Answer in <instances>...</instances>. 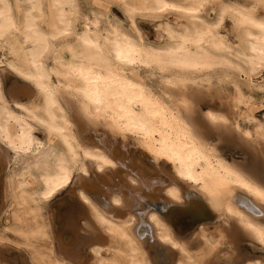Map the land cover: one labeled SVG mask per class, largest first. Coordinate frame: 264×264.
I'll return each instance as SVG.
<instances>
[{
	"label": "bare ground",
	"instance_id": "bare-ground-1",
	"mask_svg": "<svg viewBox=\"0 0 264 264\" xmlns=\"http://www.w3.org/2000/svg\"><path fill=\"white\" fill-rule=\"evenodd\" d=\"M119 1L133 24L136 15L158 18L164 44H147L100 10L84 14L80 0H0V255L16 254V264H153L149 237L176 250L172 264H207L219 252L228 261L247 245L264 252V182L220 151L253 136L205 109L215 98L195 88L227 82L238 116L256 123L264 15L255 9L264 0ZM162 2L185 11L160 12ZM226 19L237 44L222 33ZM142 72L159 76L163 95ZM12 77L22 85L8 89ZM206 222L224 231L215 236ZM192 233L190 244L179 240Z\"/></svg>",
	"mask_w": 264,
	"mask_h": 264
},
{
	"label": "rangeland",
	"instance_id": "rangeland-1",
	"mask_svg": "<svg viewBox=\"0 0 264 264\" xmlns=\"http://www.w3.org/2000/svg\"><path fill=\"white\" fill-rule=\"evenodd\" d=\"M236 1L246 6H251V4L253 3V0H236ZM93 2H98L101 8H98ZM80 5H81V8L84 14H90L91 10H100L101 12L105 13L112 22L117 23L118 25L122 26L129 34L133 35L134 37H135V29H138L141 35L143 36L144 41L147 44L157 46V45H162L165 42L164 35L160 31L158 32L157 30V26L159 23L158 18H155L153 16L144 15V14L136 15L134 19V24H133L129 16L125 13V9L119 0H80ZM255 12L258 13L259 15H264V11L261 7L256 8ZM203 15H205L206 18H211L214 16L213 13L209 10H207V12H205ZM176 18L177 17L174 15L168 16V20L172 24L176 23L177 21ZM222 33L226 35V37L232 43L237 44V32L235 31V28L233 26L231 19H226ZM10 55L11 57H13L12 54ZM141 75L142 77H144V79L146 80L147 84L150 86L152 91H154L159 96L163 95V92L165 91V87L161 83L158 75L150 77L149 73H144V72H142ZM263 77H264V74L262 78L259 80V82L264 81ZM15 78L16 77H12V79L8 80V86H7L8 89L12 83H15L16 81ZM20 84L21 83L19 81L18 82L16 81V85L19 86ZM195 88H198L204 91L207 94V96L215 98L214 101H211L210 106L205 109H213L215 111H218L226 115L232 121H239V124L242 127V129L247 130L252 134L253 138L248 141L242 142L240 140L237 141L233 139H230L231 141L227 140L229 142H226V143L229 145L232 143V145L229 146L226 144L227 145L226 146L224 145L225 143L221 144L220 151L229 161H233L235 164L243 167L245 170L254 173L256 177H258L261 181L264 182V161L262 160V158L260 160L262 153H264V142L260 140L259 138H256L255 136L257 124H260L264 127V95L262 93H257V95H255V102L251 108V113L253 117L255 118L256 123H252L248 120H243L242 118L238 116L237 110L233 107V104L231 103L232 97L234 95V89L227 82L223 81L222 83H219L217 80H214L209 90L202 88V87H196V86ZM169 92L175 97H177L178 94H180L179 91L176 89L169 90ZM8 93L10 94L9 91ZM35 133L37 136L42 137L41 131H36ZM234 144H238V145H234ZM0 145L3 146L2 143H0ZM259 148H261V150H259ZM132 149H135V148H132ZM255 150L257 151L258 154L256 153ZM5 171L6 170L3 171V174H4L3 176H5L6 174ZM63 194L59 196H62ZM6 222L7 220L5 219V217H2L0 220L1 226L3 227L4 225H6L7 224ZM207 224H208L207 227H209L208 231L213 232L215 236L219 235L218 234L219 231H224L223 228L222 229L218 228L219 230H217L216 222L215 223L206 222L205 225ZM214 228L215 230H217L216 232ZM147 236H150V235H147ZM8 237L11 240L15 239V237L12 235ZM151 238L152 237H149L148 239L149 240L148 242H150V244H146V249L150 252L152 263L153 264H172L174 263L175 259L177 258L176 250H173L168 246H164L167 248V249L165 248L164 250V248L161 247L162 245H160L158 242L153 241ZM193 238L194 236L192 233L188 237L179 238V240L181 242H187L188 244H190L191 243L190 241L193 240ZM43 242L41 243L43 245H46L45 242L44 243ZM194 242L196 244L190 245L193 250H197L202 246V243L200 242V238H196ZM150 246H154L153 251L150 248ZM168 248L170 249V251L168 250ZM241 252L243 253H241L240 257L237 256V257H234L233 259L230 258L228 261H227L228 256L226 254L225 256L223 255V253L219 252L213 257H211V259L208 261L207 264H245V262L248 261V258L249 259H259V260L264 259L263 258L264 252L260 251L258 248L253 249L252 246H248V245L243 246L241 249ZM164 253H166L165 254L166 256H164ZM24 255L26 256L27 262H28L29 260H28L27 255L25 253ZM243 255H245L246 257L248 256L249 257L246 259V257H243ZM7 258L8 257H5L3 254L0 255L1 264H16L15 262L16 254L13 255L11 258H8V259ZM241 261L242 262L244 261V262L242 263ZM28 264H32V263L28 262Z\"/></svg>",
	"mask_w": 264,
	"mask_h": 264
},
{
	"label": "snow or ice",
	"instance_id": "snow-or-ice-1",
	"mask_svg": "<svg viewBox=\"0 0 264 264\" xmlns=\"http://www.w3.org/2000/svg\"><path fill=\"white\" fill-rule=\"evenodd\" d=\"M169 8H173L175 11H185V9H183V8L176 7L175 5L165 4L163 2L161 3L158 11L164 12V11H166ZM260 27L264 28V24L260 25ZM132 63H135V61H132ZM165 63H169V62L165 61V60L159 61V64L161 65L159 67V71L164 72V71L167 70L165 67H163V64H165ZM173 66H175V65H173ZM145 67L151 68V67H153V65L152 64H147V65H145ZM80 75H81L85 85L91 84L93 82L92 80L89 79L88 76H85L83 74V70L80 71ZM93 102L96 103V104H100L101 103V101L98 100V99L94 100ZM64 103H65L66 107H68L69 109H72V110L76 109L77 105H76V102H75L74 99H69L67 96H65L64 97ZM97 111H99V109H97ZM68 182H69V178L67 176L63 177V179L60 181V187H64V185L66 183H68ZM242 187L247 188V191L249 193H251V191H252L251 188H248L246 185H242ZM261 199L264 200V196H262ZM249 227H251V225H249ZM261 236L264 237V232L261 233ZM262 243H264V240H262Z\"/></svg>",
	"mask_w": 264,
	"mask_h": 264
}]
</instances>
